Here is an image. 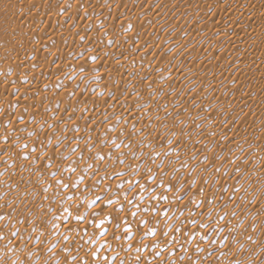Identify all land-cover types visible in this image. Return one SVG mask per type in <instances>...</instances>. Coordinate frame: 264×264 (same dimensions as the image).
<instances>
[{"label":"rangeland","instance_id":"1","mask_svg":"<svg viewBox=\"0 0 264 264\" xmlns=\"http://www.w3.org/2000/svg\"><path fill=\"white\" fill-rule=\"evenodd\" d=\"M0 264H264V0H0Z\"/></svg>","mask_w":264,"mask_h":264},{"label":"bare ground","instance_id":"2","mask_svg":"<svg viewBox=\"0 0 264 264\" xmlns=\"http://www.w3.org/2000/svg\"><path fill=\"white\" fill-rule=\"evenodd\" d=\"M14 126V125H13ZM258 164V163H257Z\"/></svg>","mask_w":264,"mask_h":264}]
</instances>
